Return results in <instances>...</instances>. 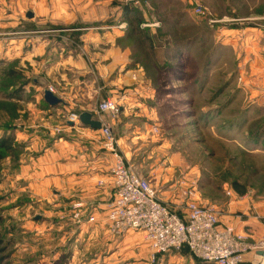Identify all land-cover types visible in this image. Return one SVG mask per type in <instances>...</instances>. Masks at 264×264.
<instances>
[{"label":"rangeland","instance_id":"1","mask_svg":"<svg viewBox=\"0 0 264 264\" xmlns=\"http://www.w3.org/2000/svg\"><path fill=\"white\" fill-rule=\"evenodd\" d=\"M219 1L217 2L220 4L214 5V9L222 13L225 7L224 3ZM208 2L213 0H0V137L3 136L5 126L12 134L24 125L34 126V123L31 124L34 108L37 109L33 102L36 92L34 81L41 83L40 86L53 88L49 84L51 80L49 81L48 77V63L46 61L42 63L40 60L42 55H37L35 49L33 50L39 36L45 37L48 34L73 36L75 32L88 31L95 27H102V30H110L112 27L114 30V24L119 27L121 25L119 22H125L126 18L129 21L139 19L143 23L146 20H156L160 24L158 30L169 33L172 40L177 41L180 37L185 39L190 33L192 35L190 31L195 30L190 26L192 19L188 12L202 19L198 23L199 30L203 31L201 28H206L207 18L199 16L195 8L201 6L211 16L213 7H209ZM237 2L232 1L233 4ZM125 6L135 10L128 17L124 14ZM233 9L239 15L246 11L244 7L236 6ZM28 13L32 14L34 24L44 29L31 26ZM118 14L120 17H117ZM179 15H187L183 19L182 27L175 23ZM66 18H70L69 22L63 21ZM213 18H226L230 22L233 20L224 16ZM18 19L22 21V27L17 23ZM126 24L127 31L122 44L131 47L130 60L137 61L140 74L151 79L160 96L159 103H149L146 111L139 114L141 120L135 119L134 123L138 126L135 135L132 133L134 129L128 131L121 126L112 132L116 140L129 138V149L133 150V154L128 159V164L139 176L150 182L158 198L174 211H181L180 197L183 192L194 189L195 199L199 204L213 206L220 213L226 212L222 215V221L244 222L251 219L263 227L262 230L245 227L243 234L246 241L255 242L263 238L264 104L256 107L254 103H245L237 88L238 82L232 79L225 94H235L233 104L222 118L204 124L208 117L201 115L199 117L198 114L213 108L220 101L208 103L210 90L205 91L204 95L195 96L193 103L185 101L191 98L181 93L183 88L180 81L184 77L186 84H190L192 77H201L205 68V49L198 47L192 54L181 56L179 53L175 54L177 51L168 49L166 62L158 65L149 43L143 41V36L139 35L137 29ZM189 27V30H185ZM18 31L21 35H18ZM183 32L186 35H181ZM19 36L25 40L24 51L30 48L28 53L24 51L20 55L10 53L14 51L11 48L8 54H4L7 47L20 43ZM105 50L104 48V52ZM11 70L13 74H7ZM137 74L132 75L134 80H138ZM216 74H214L216 81L222 79ZM219 82H223V79ZM22 84L25 85L22 87L20 99L11 100L5 97V93L13 92ZM246 106H249L246 126L239 131L234 130V127L228 129L225 123L235 119ZM257 110L260 112L256 115L254 112ZM119 112L115 115L110 114L117 116ZM131 116H135L134 113H130L128 117ZM123 121L132 128L131 119ZM132 136L139 138L131 143ZM19 144L15 156L8 155L9 157L3 159L0 164V260H2L0 264H101L100 260L96 259L95 247L84 248L82 237L73 244V247L66 245L67 237L70 236L71 242L78 238L79 232L75 230L78 229L79 223L73 219V213L50 214L47 200L32 197L27 190L13 192L12 187L15 184L11 182L12 180H7L6 185L4 184L5 175H12V171L19 169L22 159L30 156L24 144L22 142ZM233 182H237L244 189L243 195L233 190ZM66 218H71L72 221H66ZM50 223L60 229L57 232L53 231L49 227ZM69 228L73 230L67 235L66 230ZM63 236L66 238L63 246L56 247L53 240ZM125 237H114L118 243L114 246L113 263L139 264L138 260L147 255V250L136 235ZM169 252L172 255L176 253L190 256L182 249ZM106 253L103 252V255ZM245 258L253 261L254 256L249 253ZM141 261L144 264L159 263V261L147 263L143 259ZM245 263L243 261V264Z\"/></svg>","mask_w":264,"mask_h":264},{"label":"crops","instance_id":"2","mask_svg":"<svg viewBox=\"0 0 264 264\" xmlns=\"http://www.w3.org/2000/svg\"><path fill=\"white\" fill-rule=\"evenodd\" d=\"M217 1L207 3L209 7H213L211 17L224 16L233 19L232 22L228 20L213 25L208 23L206 28H201L203 29L201 31L197 27L202 19L188 12L192 19L190 26L195 30L190 31L192 35L190 33L185 39L180 37L177 41H173L169 33L158 30L160 24L156 20L142 22L139 29L142 30L143 35L152 40L153 58L158 65L166 62L168 49L177 51L175 54L179 53L180 56L192 54L198 47L205 49V54L211 62L206 69V81L203 83L198 76H195L190 80V84H186L182 76L181 93L191 98L185 101H192L195 96L204 95L205 91L209 90L208 98L212 97L214 87L217 89L222 79V88L229 90L231 80L236 79L237 88L244 97L242 99L245 103H254L256 107H260L264 104V0H236L238 2L234 4L233 0H220L225 7L222 13L214 9V5L220 4ZM236 6L244 7L246 11L239 15L233 9ZM121 13L120 11V15ZM179 16L175 23L182 27L183 19L187 15ZM117 17H120L119 14ZM69 19L63 21L69 22ZM34 22V18L30 17L31 26L44 29ZM17 23L22 27L20 19ZM119 23H121L119 27L114 24V30L112 27L110 30L95 27L88 31L75 32L73 36L71 34L65 37L53 34L39 36L40 40L38 39L33 50L35 49L37 55H42L40 58L42 63L44 61L48 63V77L49 81L51 80L49 84L53 86L54 95L61 100V103L54 107L46 104L43 100V92L47 86H40L41 83L34 81L36 92L33 102L37 106L31 116V124L34 123V126L24 125L15 131L16 140L24 144L30 156L22 159L19 169L12 171V175L6 174L4 181L6 185L7 180H12L11 182L15 184L12 187L13 192L27 190L32 197L47 200L50 214H71L75 203H83L82 216L78 221V229L75 230L79 232L78 238L71 242L70 236L67 237V241L63 236L53 242L56 247H60L66 241V245L71 248L82 237L84 248L95 247L96 259L98 258L101 264L114 262V246L118 243V240L108 233L105 223V208L112 197L110 170L113 160L112 156L103 149L100 129H92L80 122H66L67 117L70 114L79 116L87 112L91 114L93 120L109 126L113 133L116 127L121 126L128 131L134 129L132 133L135 135L138 129L134 123L135 119L141 120L139 114L146 111L149 103L160 102V96L151 79L143 77L140 68H137L138 65L130 60L131 47L122 44L127 24L123 21ZM189 29L190 27L185 28V30ZM19 32L18 35H21ZM184 34L185 32L181 33ZM18 40L20 43L7 47L4 54H8L13 48L14 51L10 53L15 52L14 54L20 55L24 51L25 40L22 36H19ZM29 49L24 53H28ZM104 57L107 60L104 61ZM108 73H110L109 77ZM136 73L138 80L132 77ZM214 74L222 79L216 81ZM227 97L228 94L222 91L218 95V100L225 101ZM106 98L117 100L120 111L117 116H112L109 112L101 114L97 112L98 104ZM130 113H134L135 116L128 117ZM127 118L131 119L132 128L123 121ZM132 138L131 143L139 137L132 136ZM128 141H130L128 137L117 139L127 163L133 154V150L129 149ZM225 213H220V223L234 225L236 231L244 232L245 227L253 230L263 229L256 220L251 219L244 222L222 221V215ZM91 215L94 221H88ZM66 221L72 220L66 218ZM49 227L56 232L60 229L54 224ZM71 230L73 229H67L66 234L70 235ZM130 235H136L147 250V255L140 257L138 263L144 264L142 259L147 263L151 262V251L141 234L130 232L125 236ZM182 250L189 253L186 249ZM103 252L106 255H103ZM249 259L245 258V264L252 262ZM158 261V264L201 263L191 255L181 256L176 253L172 255L170 252L159 255L155 262Z\"/></svg>","mask_w":264,"mask_h":264},{"label":"built area","instance_id":"3","mask_svg":"<svg viewBox=\"0 0 264 264\" xmlns=\"http://www.w3.org/2000/svg\"><path fill=\"white\" fill-rule=\"evenodd\" d=\"M195 12L207 18L210 25L228 22L226 18L209 16L201 6ZM45 90L54 93L51 86ZM119 104L111 99L102 100L98 113H118ZM79 116L70 114L66 122L78 123ZM103 149L112 156V197L105 208L108 233L115 237L130 232L140 233L151 251V262L171 250L186 249L192 258L204 264H242L247 254H252L254 264H264V237L248 242L231 224L222 225L220 211L204 206L195 199V190L188 189L181 198V211H174L161 201L150 182L139 176L125 160L109 126L101 124ZM83 203L72 208L73 219L79 221ZM88 221H94L91 215Z\"/></svg>","mask_w":264,"mask_h":264},{"label":"trees","instance_id":"4","mask_svg":"<svg viewBox=\"0 0 264 264\" xmlns=\"http://www.w3.org/2000/svg\"><path fill=\"white\" fill-rule=\"evenodd\" d=\"M132 8L131 7H128V6H125L124 8V14H125V17H128L129 14L135 10H131ZM124 21L126 23H128V25L130 27H132L133 29H137L138 30V33L139 35H142L143 37V41L145 42H148L150 47L152 46V40L149 38V37H146L145 35H143L142 33V30L139 29V26L140 24L142 23L139 19H132V20H127L126 18H124ZM206 56V61L204 62V67L203 68V71L201 73V77L198 76V79L205 83L206 81V75H207V71L206 69L208 68V66H210V60L208 58L207 55ZM133 62V61H132ZM137 61L133 62L134 64H136ZM16 73V72H15ZM7 74L9 75H12L13 74V70L7 72ZM16 75V74H15ZM18 76V75H16ZM231 83V82H230ZM222 82L221 84L219 85V87L217 89H214V92H213V95L212 97H209L208 98V103L209 104H212L213 102H217L220 103L219 104H216L213 108H210L209 110L203 112V113H199V115L201 116H204V117H208L206 121H204V124H208V122H210L211 120L213 119H218V118H222L224 115H225V112L227 110H229V107L231 106V104H233L232 102L234 101V96L235 94L233 93V95H230L228 94L229 97H227L225 99V101H222V100H218V95L220 93H222V91L226 92L227 89L225 87L222 88ZM25 84H22L20 85L19 88H15V90L13 92H8V93H5V97L11 99V100H17V99H20L21 97V92H22V87L24 86ZM203 89H204V86H203ZM237 91V90H235ZM234 91V92H235ZM195 98V97H194ZM194 100L192 101H189L190 103H193ZM249 108V106H246L242 112H240V114L233 120H231L230 122L228 123H225L226 126H228V129L231 130V128H235L234 130H240L242 129L243 127L246 126L247 124V109ZM260 111H255L254 113H256V115L259 113ZM231 113V111L229 112ZM193 115V114H192ZM254 115V116H256ZM253 116V117H254ZM200 117V116H199ZM249 117V116H248ZM251 118V117H250ZM18 147H20V144L19 142L16 140L15 138V134H12L11 133V130L8 129L6 126L5 128L3 129V136L0 137V164L1 162L3 161V159H6L8 158L9 156L8 155H11V154H16V151L18 149ZM13 157V156H12ZM232 188L233 190L238 193L239 195H243L244 194V189L237 183V182H233L232 183ZM0 263H2V260H0ZM243 264V263H242Z\"/></svg>","mask_w":264,"mask_h":264},{"label":"water","instance_id":"5","mask_svg":"<svg viewBox=\"0 0 264 264\" xmlns=\"http://www.w3.org/2000/svg\"><path fill=\"white\" fill-rule=\"evenodd\" d=\"M32 14L28 13L27 16L31 17ZM43 100L46 104L51 107L57 106L61 103V100L53 93L45 90L43 92ZM79 122L84 126H89L92 129H100L101 123L99 121L93 120L91 114L83 112L79 114Z\"/></svg>","mask_w":264,"mask_h":264}]
</instances>
